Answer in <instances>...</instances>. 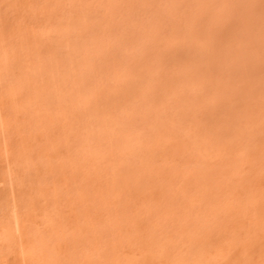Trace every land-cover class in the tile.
Returning a JSON list of instances; mask_svg holds the SVG:
<instances>
[{
  "label": "rangeland",
  "instance_id": "rangeland-1",
  "mask_svg": "<svg viewBox=\"0 0 264 264\" xmlns=\"http://www.w3.org/2000/svg\"><path fill=\"white\" fill-rule=\"evenodd\" d=\"M0 264H264V0H0Z\"/></svg>",
  "mask_w": 264,
  "mask_h": 264
}]
</instances>
